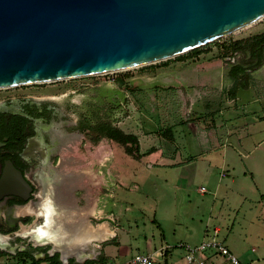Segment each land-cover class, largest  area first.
<instances>
[{"label": "rangeland", "instance_id": "obj_1", "mask_svg": "<svg viewBox=\"0 0 264 264\" xmlns=\"http://www.w3.org/2000/svg\"><path fill=\"white\" fill-rule=\"evenodd\" d=\"M263 31L264 15L188 51L153 62L105 73L0 88V97L27 94L40 97L62 108L68 118L74 120L79 114L92 126L86 130L87 135L78 148L75 147L73 153L85 165L84 169L87 167H92V170L99 169L97 158L104 160L107 170L112 171H100L103 181L99 183L97 191L101 189L102 196L103 192H106V195L101 197L102 202L103 198L109 200L111 197L112 202L116 203L112 207V229L116 231L112 238L114 247L112 249L108 247L111 241L105 245L102 258L107 257V259L94 264H132L130 260L136 253H147L154 246V253L160 251L163 258L164 246H158L162 236L161 229L167 231L169 243L180 235L183 237L184 230L189 231L191 238L198 242L206 223L208 236H212L214 227H219L217 238L222 241L224 239V243L233 246V252L240 260H244L247 264H264V192L261 193L260 189H255L257 184L264 190V161H259L253 156L255 150L264 147V144L259 145L251 141L245 145L243 156H240L234 151L233 142L230 140L226 146L230 152L231 150L235 152L236 157H233V160L228 158L225 163L220 153L221 147H218L214 153L215 165L207 173L205 172L207 161L203 157L198 158L195 167L184 168L195 171L193 184L181 190L180 196H177V190L173 185L175 175L171 171L164 169L162 171L156 167L150 169L145 163L139 164L125 160L124 157L128 156L125 154L123 145L104 136L101 131L106 130L108 124L117 125L125 132L135 133L140 146L139 137H142V144L146 138L157 137L163 117L158 114V111L162 106H165L166 111L174 110V105H170L172 99L177 101L179 109L175 110L176 124L193 121L195 129H200V132L201 130L205 132L206 128L215 130L217 126L214 124V119L222 110L218 117L223 118V126L228 124L231 131H236V113L227 111L228 109L235 111L236 104L240 103H236L237 90L248 84L251 72L262 64L256 69L246 64V71L240 73L238 79H233L228 70V84L223 87V90L219 85L208 86L207 83L206 86L198 83L193 91L197 99L195 108H190L191 103L187 98L186 90L183 89L181 92L177 90V87L168 86L148 87L153 81L152 78L142 79L141 77L142 74H156L155 68L163 66L165 61L186 59L188 63L185 62L187 64L184 63L177 71H186L195 76L210 72L208 63H214L223 70L225 67L230 68L236 62L245 63L248 59V53L244 50L245 46L249 44L253 35ZM227 56L233 59H227ZM211 74L215 76L214 71ZM235 84L236 87H234ZM182 94L183 97L185 95L187 108L191 110H186ZM245 95L251 98L248 91ZM211 106L212 110L205 111ZM166 119L169 118H165L164 122L167 121ZM179 135L181 136V133ZM151 142L153 145L151 147L154 148L159 144L157 139ZM195 142L198 149L200 145L197 144V140ZM147 149L140 148L142 152ZM112 152H114V158L122 163L121 170L111 166ZM198 152L195 151L194 155ZM247 153L251 155L248 159L244 157ZM117 172H119L118 178H116ZM108 174L112 176L111 190L103 179H108ZM94 175L97 181L98 176L96 173ZM201 186L206 188L205 192L201 191ZM229 186L237 192L241 190L248 196L244 203L240 198L226 201L224 193ZM97 191L96 194L99 192ZM99 212L103 215L109 211L103 209ZM189 212L193 213L194 217V220L189 222V227L175 223L174 214L179 213L182 219H187ZM208 216L209 219L206 220ZM107 231L106 228V233ZM116 239L125 244L122 255L117 254L113 241ZM147 240H151L153 244L148 246ZM17 242L26 245L29 242L28 237L21 236ZM85 242L84 239L82 243ZM82 243L79 245L82 246ZM37 255L40 256V254ZM67 256L63 255V258ZM25 260L30 261L28 258L21 259L6 251L0 255V264H18L19 261ZM39 262L48 264L44 260Z\"/></svg>", "mask_w": 264, "mask_h": 264}, {"label": "water", "instance_id": "obj_2", "mask_svg": "<svg viewBox=\"0 0 264 264\" xmlns=\"http://www.w3.org/2000/svg\"><path fill=\"white\" fill-rule=\"evenodd\" d=\"M263 15L264 0H0V88L153 62ZM8 173L0 197L29 189Z\"/></svg>", "mask_w": 264, "mask_h": 264}, {"label": "flooded vegetation", "instance_id": "obj_3", "mask_svg": "<svg viewBox=\"0 0 264 264\" xmlns=\"http://www.w3.org/2000/svg\"><path fill=\"white\" fill-rule=\"evenodd\" d=\"M90 127L79 114L72 120L62 108L40 97H0V180L17 170L30 186L0 197V253L18 256L24 252L39 261L56 254L61 264H94L107 259L102 256L109 238L100 241L98 234L77 245L79 257L68 254L65 258L60 257V250L50 249L54 243L49 238L35 243L23 234L41 231V227L47 232V226L50 233L65 229L70 234L68 246L76 247L74 234L80 230H95L101 221L110 227L109 212H99L92 167L86 171L73 153ZM21 236L28 237L26 245L18 244Z\"/></svg>", "mask_w": 264, "mask_h": 264}, {"label": "crops", "instance_id": "obj_4", "mask_svg": "<svg viewBox=\"0 0 264 264\" xmlns=\"http://www.w3.org/2000/svg\"><path fill=\"white\" fill-rule=\"evenodd\" d=\"M188 61L185 59L181 60H173V61H165L163 63V66L157 67L156 74L150 75H144L142 74V79L144 78H152V83L150 82L148 87H177V90L179 89L181 92L186 90L187 98L190 101V108H195L197 99L194 96V89L197 86V84L206 85L208 86H218L221 90H223V87H225L228 84V67H225L223 70L221 67H218L214 63H208V68H210V72L203 73L199 75L189 74L186 71H177L179 67L183 66L184 63ZM185 63V64H187ZM211 64V65H210ZM214 64V65H212ZM189 71V70H188ZM214 71L215 76L213 77V74H211ZM152 74V73H151ZM145 87V86H143ZM248 91L251 95V98H247L245 95V92ZM257 92V93H256ZM159 93V92H158ZM164 93V92H163ZM184 100L185 104V95L183 97V94L181 96ZM250 97V96H248ZM236 109L229 110L227 112L236 113V131H231L228 127V124L226 126H223L224 120L222 117L217 116L214 119V124L217 126L215 130H211L209 128L205 129V132L200 129H195V124L193 121H187L184 123L176 124L175 122V110L178 109V103L174 99H172L170 102V105H174V110L172 111H166L165 106H162L161 110L158 111V114L162 117L161 123H160V129L158 132L157 137H149L145 139L144 144H142V137H139L140 140V148L141 150H145L153 145L152 140L157 139L159 141V144H157L153 151L143 155L140 158H134L130 154L125 153L128 157H124L125 160H130L131 162L136 163H145V165L148 168H159V170H169L174 175V189L177 190V196H180V191L186 189L191 184H193V179L195 177V171H189V169H184L189 166H196L197 160L200 157L205 158L207 161L205 165V172H209L213 169V166L215 163V151L218 147H221L220 153L225 163H227L228 158H231L233 160V157H236L235 152L228 149V143L231 140L233 142V149L237 152L240 156H243V149H245V145L250 143L251 141L253 143L257 144H264V61L262 65L257 68L256 70L252 71L250 74V78L248 81V84L246 86H243L237 90L236 93ZM183 103V102H182ZM186 110H191L187 108ZM223 109V107H221ZM164 110V111H163ZM212 110V106L205 111ZM173 113V115H172ZM173 118H172V117ZM165 118L167 121H165ZM172 119V120H171ZM212 119V118H211ZM171 125V126H169ZM167 126V127H166ZM170 127V129H169ZM172 130V131H171ZM181 133V136L179 135ZM258 135V136H257ZM195 140H197V144L200 145L197 149V146H195L194 143ZM207 143V144H206ZM203 144V145H202ZM202 145V146H201ZM227 145V146H226ZM197 149V150H196ZM200 150V151H199ZM195 151H199L197 154L194 155ZM113 156V157H112ZM112 162H110L112 167L122 169V163L120 160L114 158V152H112ZM255 158L259 161H264V147H259L255 150L254 155ZM194 159L192 160V158ZM246 159L250 158L251 155L245 154L244 156ZM106 158V157H105ZM99 160V169L92 170L93 173H96L98 176L97 182L93 185L94 187V193L95 196L99 197L100 202V210L104 209V206H107V210L109 211V217L111 221L110 227L107 228L106 233V222L101 221L97 224L96 229L99 230L100 228H103L105 231L101 238H105L108 236L109 242L111 243L108 245L110 249H112L114 246H112V238L114 237V234L116 231L112 229V207L114 204V201L112 202V198L109 197V200H106L103 198V202L101 201V197L106 195V192H103V196L101 195L100 190L97 188L99 186V183H101L102 176H100V171H107L111 172L112 170H107L106 165L104 163L103 159L97 158ZM88 171V169H85ZM118 173L116 175V178H118ZM108 179L103 178L106 180V185L109 187L108 189L111 190V181L112 176L108 174ZM96 181V180H95ZM108 182V183H107ZM255 189H260V192L263 193L264 190L260 188L259 185L256 184ZM106 190V188H105ZM96 191L98 192L96 194ZM205 192V191H204ZM175 193V192H174ZM176 194V193H175ZM215 194V192H214ZM112 195V194H111ZM225 199L227 202H230L232 200H235L236 198H240L241 202L244 203L247 199V195L241 190L235 191L234 188H231L230 186L224 193ZM111 198V199H110ZM103 203V204H102ZM103 208V209H102ZM114 216V215H113ZM175 223L177 225H185V227H189V222L194 220L193 213L189 212L187 215V219H182V215L179 213H176L173 215ZM184 217V216H183ZM209 219L206 217V220ZM207 223L205 224V228L202 232V236L200 238V241L195 242L190 235V232L187 230L183 231V237L180 235L179 237H176V239L169 243V235L167 234L166 230H163V235L160 237V244L159 247L164 246L165 255L162 258L161 252L158 254L154 253L155 246L149 250L147 253H152L154 256L155 263L159 264H197L196 260L188 261L186 258V246H197L202 241L208 239V232L207 231ZM217 227V226H216ZM219 228V227H218ZM220 230V228H219ZM86 233H82V235H85ZM174 236V235H173ZM64 241L70 242L68 239L63 237ZM124 239V236H123ZM82 240L78 243V245L81 243ZM102 241V240H100ZM115 247L117 248V254L122 255V249L125 246L124 243L118 242V240H113ZM224 241V239H223ZM52 242V241H51ZM53 243V242H52ZM148 246H151L153 243L151 240H147ZM227 247L230 249V251L233 250V246L228 245L225 243ZM55 245V244H54ZM80 246V245H79ZM77 246V249L78 247ZM56 249V247H55ZM79 250V249H78ZM105 250V248H104ZM62 252V251H61ZM109 252V251H108ZM63 253V252H62ZM110 253V252H109ZM234 253V252H233ZM111 254V253H110ZM195 257L198 259H202L205 264H225L226 263V257L225 255H222L220 253H217L215 249H206V250H197ZM242 262L247 264L244 260L241 259ZM152 263V262H151Z\"/></svg>", "mask_w": 264, "mask_h": 264}, {"label": "trees", "instance_id": "obj_5", "mask_svg": "<svg viewBox=\"0 0 264 264\" xmlns=\"http://www.w3.org/2000/svg\"><path fill=\"white\" fill-rule=\"evenodd\" d=\"M244 50L246 51V53H248L247 61L245 63H241V62L233 63L229 68V74L231 75L233 79H238L239 74L246 71V67H245L246 64L256 69L263 63L264 31L253 35L251 38V41L249 42L248 45L245 46ZM243 86H246V85H243ZM234 87H236V84L234 85ZM106 126H107V129L104 128L106 130H101L103 131V135L123 145L125 152L130 154L132 157L139 158L143 154L149 153L154 150V147H150L145 152H142L140 150L138 136L135 133L125 132L120 127L114 124H112V126L110 124ZM153 221L155 222V219H153ZM157 226L159 227V225ZM160 232H161V235H163L162 229ZM163 255H165V250L163 252ZM18 257L21 259L28 258L30 259L31 262H39V260L35 259L33 256L27 253H24V252L19 253ZM45 261L48 264H61L56 254L46 256Z\"/></svg>", "mask_w": 264, "mask_h": 264}, {"label": "built area", "instance_id": "obj_6", "mask_svg": "<svg viewBox=\"0 0 264 264\" xmlns=\"http://www.w3.org/2000/svg\"><path fill=\"white\" fill-rule=\"evenodd\" d=\"M227 59H233L232 57L227 56ZM201 191H206V188L204 186H201ZM219 231L218 227L213 228V234L208 239L202 241L197 246L191 247L186 246L187 252H186V258L188 261L196 260L197 264H205L202 259H198L195 257L197 250H206V249H215L217 253H220L222 255H225L226 257V263L225 264H245L242 262L234 253L230 251V249L227 247V245L219 238H217V233ZM160 252H158L159 254ZM157 254V253H156ZM132 264H150L154 261V256L151 253H136L131 258ZM18 264H43L41 262H31L28 260L25 261H19Z\"/></svg>", "mask_w": 264, "mask_h": 264}, {"label": "bare ground", "instance_id": "obj_7", "mask_svg": "<svg viewBox=\"0 0 264 264\" xmlns=\"http://www.w3.org/2000/svg\"><path fill=\"white\" fill-rule=\"evenodd\" d=\"M53 217V216H52ZM54 218V217H53ZM49 225V224H48ZM38 227V226H37ZM46 227V226H44ZM57 226H54L53 229H55ZM62 227V226H61ZM39 228V227H38ZM46 231L44 230V228H40L41 231H39V229H35L34 231L30 232V233H24V235H28V236H31L32 240L35 241V243H42L43 241H45L46 239H50V241H52L55 245L54 247H56V249L60 250L63 252V255H76L77 257H79L78 255L80 254V251L77 249V245L78 243L80 242V240H83V239H86L88 238V236H95V235H103V228H100L99 230L97 229H89V228H85V230L83 231L80 230L81 232L80 235L79 233H75L74 234V239H75V244H76V247H73V246H68L69 243H67L66 241H64L63 237H66L65 238H70V234L65 230L63 229V231H58V232H54V233H50V231H48V226L46 227ZM38 230V231H37ZM82 231L84 233H86L85 235H82ZM28 232V231H27ZM58 234H61V235H58ZM58 235V236H57ZM101 238V237H100ZM45 243V242H44Z\"/></svg>", "mask_w": 264, "mask_h": 264}]
</instances>
